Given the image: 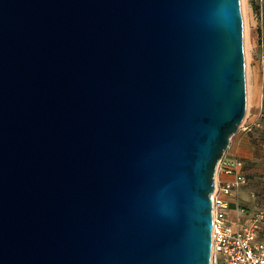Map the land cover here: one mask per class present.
<instances>
[{"label": "water", "instance_id": "water-1", "mask_svg": "<svg viewBox=\"0 0 264 264\" xmlns=\"http://www.w3.org/2000/svg\"><path fill=\"white\" fill-rule=\"evenodd\" d=\"M247 112L242 0H0V264H212Z\"/></svg>", "mask_w": 264, "mask_h": 264}, {"label": "crops", "instance_id": "crops-1", "mask_svg": "<svg viewBox=\"0 0 264 264\" xmlns=\"http://www.w3.org/2000/svg\"><path fill=\"white\" fill-rule=\"evenodd\" d=\"M248 4L252 116L247 125L233 137L223 158L224 164L242 161V170L248 178L247 184L226 196L229 203L227 222L235 228L245 227L256 211L264 207V66L261 62L264 48L260 45L261 30L255 18L253 0H248ZM217 177L222 182H229L234 178L225 173L223 167Z\"/></svg>", "mask_w": 264, "mask_h": 264}, {"label": "built area", "instance_id": "built-area-1", "mask_svg": "<svg viewBox=\"0 0 264 264\" xmlns=\"http://www.w3.org/2000/svg\"><path fill=\"white\" fill-rule=\"evenodd\" d=\"M260 45L264 48V0H258ZM264 66V55L261 60ZM264 113V106H263ZM264 131V129H263ZM240 160L224 164L225 173L234 176L229 182H216L213 194V253L212 264H264V207L256 211L251 221L243 228H235L227 222L229 203L226 196L247 184ZM218 175V174H217Z\"/></svg>", "mask_w": 264, "mask_h": 264}, {"label": "rangeland", "instance_id": "rangeland-1", "mask_svg": "<svg viewBox=\"0 0 264 264\" xmlns=\"http://www.w3.org/2000/svg\"><path fill=\"white\" fill-rule=\"evenodd\" d=\"M258 0H253V6L255 10V18L257 19L258 26H259V6H258ZM248 0H242V7H243V13H244V22H245V49H246V60H247V87H248V112H247V117L246 120L243 124V126L247 125L249 121V117L252 116V94H251V89H250V64H249V13H248ZM242 126V128H243ZM241 128V129H242Z\"/></svg>", "mask_w": 264, "mask_h": 264}]
</instances>
